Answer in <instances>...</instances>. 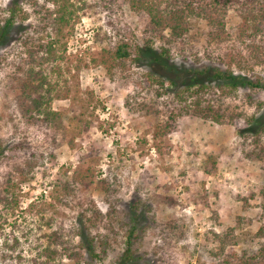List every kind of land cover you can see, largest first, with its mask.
<instances>
[{
  "label": "rangeland",
  "instance_id": "rangeland-1",
  "mask_svg": "<svg viewBox=\"0 0 264 264\" xmlns=\"http://www.w3.org/2000/svg\"><path fill=\"white\" fill-rule=\"evenodd\" d=\"M10 1L0 0V11ZM19 2L27 19L15 22L0 47V196L7 179L25 160H38L34 179L16 191L14 214L5 216L0 264H32L40 248L48 244L59 250L63 245L75 256L70 259L63 252L58 264H116L132 226L127 264H214L209 253L218 248V238L226 232L244 236L226 251L254 250L255 239L253 243L249 240L261 223L257 191L264 184L262 163L242 156L232 125L187 116L176 119V129L159 143L158 153L151 138L157 118L146 116L142 109L154 99V90L140 84L146 72L161 77L166 99L190 82L188 72L194 69L229 70L251 80L256 76L264 80V64L251 65L256 61L248 43L237 37L241 20L236 12L228 9L226 35L220 38L208 35L204 21H192L186 36L168 48L167 62L174 71L148 55L139 61H125L109 74L102 64L76 71V61L80 58L89 64L102 48L120 38L145 47V18L132 14L119 0H83L79 21L66 39L63 55L73 75L67 76L71 93L53 99L51 108L63 112L65 119L72 118L79 112L77 98L85 99L86 91L99 103L86 110L83 117L91 124L74 137L72 146L66 141L53 146V133L21 118L15 99L16 77L21 74L24 58L20 37L38 23L43 12L40 6L47 8L50 3ZM158 44L154 39L149 43L155 50H159ZM207 84L218 95L217 81L210 79ZM222 87V106L228 114L240 115V127L251 116L261 114L264 92ZM208 156L215 159V167L205 173L202 167L206 161L209 165ZM81 160L94 164L111 191L96 184L80 185L69 190V195L53 198V183L63 180L64 171L68 175ZM31 203L37 207H30ZM0 213L5 214L1 204ZM167 226L179 230L168 231ZM51 232L59 237L46 238ZM14 236L17 244L9 251L4 244L11 245ZM91 239L98 257H92L88 250Z\"/></svg>",
  "mask_w": 264,
  "mask_h": 264
},
{
  "label": "trees",
  "instance_id": "trees-1",
  "mask_svg": "<svg viewBox=\"0 0 264 264\" xmlns=\"http://www.w3.org/2000/svg\"><path fill=\"white\" fill-rule=\"evenodd\" d=\"M19 1L31 2L34 0H11L4 11H0V47L9 37L15 22H24L27 13L22 9ZM50 3L45 8V4L40 6L43 11L38 23L31 32L22 33L20 37L21 48L24 58L19 67L20 75L16 77V104L21 118L28 123L49 130L53 133L51 141L53 146L61 141H66L73 145L74 137L88 129L90 121L84 118V114L89 106L95 108L98 100L90 91L85 92V99L78 97L76 102H80L79 112L72 118L65 119V114L51 108L53 99H61L62 96H69L70 87L67 85V76L73 77L68 64H65L64 53L66 49V39L72 32L73 25L79 21V13L83 10V0H43ZM121 4H126L132 14L139 18H145L143 32L147 37L145 47L133 46L125 38H120L112 46L102 48L96 58H91L89 64L83 59H77L75 69L89 65H105L109 74L125 61H139L143 57L150 55L152 59L161 66L167 68L169 60V46L177 40L186 36L190 30L192 21L202 20L209 27L208 35L220 38L226 35L224 30V17L228 9L232 8L239 16L241 22L237 27L238 39L248 43L252 58L256 62L253 64H264V0H119ZM166 33V35H165ZM151 39L159 42V50L152 48L149 43ZM241 63L238 62V65ZM245 64V62H244ZM243 66V65H242ZM241 66V67H242ZM251 68V67H250ZM174 71V69H171ZM190 82L185 84L175 93L163 99L166 91L163 90L164 80L146 72L140 79V84L146 88H152L154 99L150 103L142 105L146 116L152 115L157 118L152 126L151 138L156 151L160 153V144L163 139L176 129V119L180 117H191L203 121L221 124L228 123L235 129L238 137L241 153L245 159H255L262 163L261 169L264 172V108L259 116H251L243 127L238 125L239 114L227 113V108L222 105L225 93L224 88L237 89L239 87L259 90L264 92V80L256 76L251 80L243 75L233 74L232 71L221 72L216 70L210 72L208 69L189 70ZM210 79L217 81L218 95L207 83ZM172 83V82H171ZM159 98H161L159 100ZM261 106V104H259ZM240 121V120H239ZM51 157V156H50ZM210 163L203 164V171L208 173L214 169L215 159L208 156ZM37 158L27 159L23 166L18 167L14 176H10L5 182L3 195L0 196V204L5 214L0 213V235L3 233V224L6 215H12L18 207L16 191L19 186L29 183L34 179L37 169ZM212 166V167H209ZM63 180L53 183L52 197L58 198L69 195V190L76 186L87 187L96 184L103 191L110 192V187L104 178H99V173L93 163L80 161V165L68 175L64 171ZM261 210L260 227L250 238L249 243L255 239L256 248L248 251L242 248L236 253L227 246L236 245L244 240L243 235H235L233 232L225 233L224 237H219L218 248L210 252V259L214 264H264V184L257 191ZM254 197L253 194H250ZM30 207H37L36 203L29 204ZM91 212V211H90ZM50 225V224H47ZM133 227L128 233L125 241L126 248L116 264H127L131 258V235ZM168 231L178 229L177 226H167ZM179 230V229H178ZM173 233V231H172ZM182 233V231H181ZM59 237L55 232L46 235V238ZM11 245L4 244L9 251H14L17 238L11 237ZM6 240V239H5ZM52 245H57L55 240H51ZM6 241H4L5 243ZM90 240L88 247L92 257L98 254L92 250ZM63 244L59 242L58 245ZM103 243L99 241L101 247ZM65 252L70 259L75 257L70 249L61 246V250L50 244L40 248L39 254L33 259L32 264H58L62 253Z\"/></svg>",
  "mask_w": 264,
  "mask_h": 264
}]
</instances>
